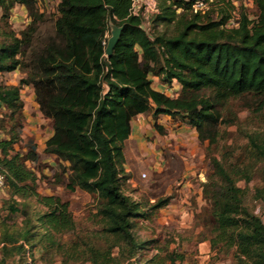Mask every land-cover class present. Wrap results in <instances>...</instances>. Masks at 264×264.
Returning a JSON list of instances; mask_svg holds the SVG:
<instances>
[{
	"label": "trees",
	"instance_id": "16d2710c",
	"mask_svg": "<svg viewBox=\"0 0 264 264\" xmlns=\"http://www.w3.org/2000/svg\"><path fill=\"white\" fill-rule=\"evenodd\" d=\"M39 1L0 0V72L26 73L21 83L34 87L41 113L53 123L44 152L59 161L54 183L96 196L92 225L97 228L79 233L70 203L38 192V175L27 165L40 158L37 144L29 141L25 154L15 150L22 138L21 85L0 84V109L9 111L8 119L0 117V127L10 124L8 137L0 138V171L9 193L8 216L0 227V264H30L36 253L42 261L59 257L61 264L184 259L173 253L148 258L154 241H140L133 231L137 219L152 220L171 199L149 203L124 191L130 178L125 143L133 119L149 111L161 134L165 130L157 119L165 115L195 128L198 139L208 143L211 168L203 195L211 206L212 249H234L236 264H264V222L248 208L247 189L239 186L264 167V0H254L255 19L241 4L237 26H227L235 8L230 0H215L217 18L212 9L194 12V0H158L154 21L174 27L154 35L133 12V0H58L56 37L31 64L27 52L44 19ZM16 4L32 18L20 35L9 27ZM113 25L122 30L107 56ZM153 76L165 85L177 81V97L156 90ZM236 105L249 111L250 125L240 121ZM232 125L238 128L237 142H229ZM254 197L264 201V181Z\"/></svg>",
	"mask_w": 264,
	"mask_h": 264
},
{
	"label": "rangeland",
	"instance_id": "374dc122",
	"mask_svg": "<svg viewBox=\"0 0 264 264\" xmlns=\"http://www.w3.org/2000/svg\"><path fill=\"white\" fill-rule=\"evenodd\" d=\"M58 0H41L38 7L44 14V19L38 24L32 44L27 52V61L31 64L35 62L45 45L56 37L55 19L57 17ZM242 1V0H241ZM248 7L246 13L252 19L257 18L256 8L251 6V0H245ZM236 7L238 14L239 1L232 3ZM213 10L211 16L218 17V10L214 4L209 8ZM208 10V11H209ZM207 11V12H208ZM206 12V13H207ZM233 12V10H232ZM155 14L144 19L143 26L152 35L162 31H172L173 24L164 25L154 21ZM32 18L29 16L27 8L21 4H16L11 10L9 17V27L17 34L24 30ZM26 77L22 70L12 72H0V84L21 85V97L24 101L22 117V138L15 144V150L25 154L28 149V142L34 141L38 146L40 158L36 163L30 161L27 165L34 169L38 175V192L43 195H58L64 201L70 203L77 223L79 233L92 232L97 227L92 225L93 216L97 211L96 196L82 189L72 192L64 185L54 183L53 174L59 171L58 159L44 152V142L49 137L52 130V120L47 119L41 113L39 105L35 100L34 87L23 85L21 80ZM153 86L161 89L169 96L177 97L181 91L178 82L171 85H161L162 81L153 80ZM163 84V83H162ZM240 121L249 124L250 113L242 109L239 105L234 106ZM9 111L4 107L0 109V117L8 119ZM165 133L161 134L154 127V117L151 111L142 116L138 131L133 132V136L125 143V171L130 178L126 180L124 191L136 200L154 203L159 198L171 197L167 206L160 209L152 220L137 219L133 231L140 241L153 240L147 257L156 253L162 258L169 254L183 255L184 259H176L175 264L192 262L195 264H236L234 249H224L221 245L216 248L211 247L210 252L201 253L199 246L204 241H209L213 236V218L211 216V206L203 195V182L210 172V163L206 157L207 142L202 143L198 139L195 128L183 123L181 120L173 119L162 115ZM250 125V124H249ZM10 124L5 123V128L0 127V138H7V129ZM237 126L232 125L227 128L229 132V142H237ZM178 132L176 136L172 133ZM178 135V136H177ZM194 165V166H193ZM193 166L196 175L188 176V168ZM264 167L258 166L257 172L250 183L240 181L239 186L246 188L245 203L248 208L260 216L264 222V201L256 200L254 192L256 187L263 185ZM9 193L0 192V227L1 222L7 218L8 211L6 202ZM31 203L36 209L39 208L35 199ZM14 220L18 223L21 218L16 216ZM69 237V235L67 236ZM33 260V259H31ZM35 262L30 264H61L59 257L42 261L40 254H35ZM87 264H91L88 262ZM163 264H171L170 260Z\"/></svg>",
	"mask_w": 264,
	"mask_h": 264
},
{
	"label": "built area",
	"instance_id": "2783aa9c",
	"mask_svg": "<svg viewBox=\"0 0 264 264\" xmlns=\"http://www.w3.org/2000/svg\"><path fill=\"white\" fill-rule=\"evenodd\" d=\"M230 1L234 4L235 2L239 1L240 6L241 4H243L245 8L249 6V4L245 2V0L242 1L230 0ZM251 1L252 2H250L251 3L250 5L253 7L254 0ZM214 2L215 0H194L192 4V8L194 12L206 13ZM158 11H159L158 0H133V12L135 14H140L144 19L149 18L152 14L158 13ZM240 14H241V8H239V12L237 14L235 7L232 12V17L230 21L227 23V26H237L239 24ZM5 188H6V177L5 174L0 171V191H4ZM184 264H195V263L188 261V262H184Z\"/></svg>",
	"mask_w": 264,
	"mask_h": 264
},
{
	"label": "crops",
	"instance_id": "0c3cea01",
	"mask_svg": "<svg viewBox=\"0 0 264 264\" xmlns=\"http://www.w3.org/2000/svg\"><path fill=\"white\" fill-rule=\"evenodd\" d=\"M58 2V1H57ZM152 79L154 80V81H157V80H159L158 79V77H152ZM175 82H177V81H175ZM154 83V82H153ZM161 85H163V86H165V84H162L161 83ZM155 88V87H154ZM156 90H160L161 91V89H158V88H155ZM142 116H145V113L144 114H140V115H138L137 117H135L134 119H133V121H132V133H131V135H130V138L133 136V132L134 131H138V126L140 125V122H141V119H142ZM161 116L162 115H160L159 116V118H158V120L159 121H162V119H161ZM141 126V125H140ZM141 127H143V125L141 126ZM52 133H53V125H52V130H51V132H50V135H49V137L52 135ZM176 133H178V132H175V131H173V135L174 136H176ZM178 136V135H177ZM48 137V138H49ZM47 138V139H48ZM46 139V140H47ZM45 140V141H46ZM44 148H45V142H44ZM194 166V165H193ZM193 166H190L187 170H188V176L190 177L191 175H196V170L195 169H192L191 171H190V169L191 168H193ZM4 191H6V190H4ZM0 192H3V191H0ZM7 192V191H6ZM7 194H8V192H7ZM199 250H200V252L201 253H206V252H210V250H211V244H210V242L209 241H204V242H202L201 244H200V246H199Z\"/></svg>",
	"mask_w": 264,
	"mask_h": 264
},
{
	"label": "water",
	"instance_id": "95a60500",
	"mask_svg": "<svg viewBox=\"0 0 264 264\" xmlns=\"http://www.w3.org/2000/svg\"><path fill=\"white\" fill-rule=\"evenodd\" d=\"M121 30H122V27H118L115 25L112 26L111 35L107 40L106 49H105L107 56L111 55L114 46L118 42Z\"/></svg>",
	"mask_w": 264,
	"mask_h": 264
}]
</instances>
